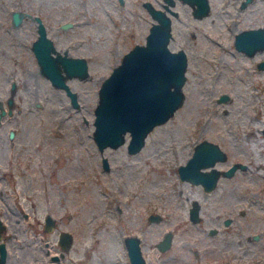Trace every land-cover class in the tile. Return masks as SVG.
I'll list each match as a JSON object with an SVG mask.
<instances>
[{"label": "rangeland", "instance_id": "374dc122", "mask_svg": "<svg viewBox=\"0 0 264 264\" xmlns=\"http://www.w3.org/2000/svg\"><path fill=\"white\" fill-rule=\"evenodd\" d=\"M143 1L0 0V47L29 42L35 32L31 15L41 13L52 29L63 19L72 20L65 29H50L52 35L58 46L83 39L84 47L76 50L83 49L90 57L86 82H71L81 91L78 108L67 104L66 96L35 72L34 60L23 58L17 66L15 75L23 93L17 94L20 110L12 121L18 130L15 139L32 145L37 133L42 136L46 129L58 126L56 135L48 136L43 146L54 148L43 174L36 157L29 166L8 175L7 183L0 179V186L9 185L0 194V202H24L29 214L23 259L40 253L43 240L54 239L53 232L42 227L50 204L56 226L70 227L75 233L61 259L64 264L70 260L128 264L124 243L128 234L140 237L147 264H212L245 249L250 258L259 256L256 264H264V68L257 66L264 49L250 54L234 45L238 30L264 24V0H249L242 7L240 0H209L210 11L202 17L192 14L188 2L176 0L179 14L172 16L174 38L169 47L182 45L187 52L182 104L148 132L139 150H127L128 133L118 146L100 149L93 138L97 90L122 54L144 41L153 17ZM151 1L162 6L164 0ZM14 9L23 15L16 27L10 21ZM12 62L11 56L0 60V74L2 69L11 73ZM31 90L38 91L37 96H29ZM222 93L227 97L220 99ZM203 137L218 142L227 153L214 163L218 168L225 169L233 161L245 164L229 175L221 173L210 190L201 182L181 178L178 171V164L186 161ZM103 156L108 168L102 165ZM32 188L37 192L29 194ZM194 203L199 205L196 220L189 214ZM155 211L162 217L149 220L148 213ZM226 216L232 221L225 225ZM214 226L223 230L210 232ZM168 229L171 244L160 249L156 242ZM255 232L258 238L248 237ZM87 249L89 257L84 253Z\"/></svg>", "mask_w": 264, "mask_h": 264}, {"label": "water", "instance_id": "95a60500", "mask_svg": "<svg viewBox=\"0 0 264 264\" xmlns=\"http://www.w3.org/2000/svg\"><path fill=\"white\" fill-rule=\"evenodd\" d=\"M186 1L190 3L196 16H203L210 10L209 0ZM247 1L243 0L242 5ZM169 3L174 4V0H164V7L155 5L151 0L143 1L153 17L144 41L136 42L129 47L99 84L94 106L93 138L100 149L107 145L118 146L126 140L128 133L127 150L129 152L139 150L144 145L148 132L156 124L168 119L184 100L182 85L186 78L188 57L184 48L169 47L172 18L166 8L177 13ZM21 17L22 12L14 9V21L18 23ZM65 24L68 25L70 22ZM39 25L40 33L34 40L33 47L41 70L55 85L65 87L73 104L78 105L76 91L69 87L65 78L73 75L86 76L89 73L86 59L77 56L66 57L63 61L65 72H62L60 65L53 62L50 48L54 46L52 39L46 35L41 19ZM234 45L237 49L250 54L264 49V24L238 30L234 35ZM257 66L264 68V58L257 62ZM226 97L227 93L219 96L220 99ZM226 156V151L218 142L203 137L195 143L186 161L178 164L179 175L193 182H201L205 189L210 190L216 185L221 173L229 175L237 166L245 165L239 161L231 163L225 169L214 165L218 159H225ZM102 165L104 168L109 167L106 156L102 157ZM189 214L193 220L198 218L197 203L189 208ZM148 218L159 219L160 214L152 212ZM228 220L227 218L226 221ZM171 240L172 230L168 229L156 243L160 249H165L170 246ZM61 243L64 248H68V237L61 238ZM125 243L130 264H146L140 237L136 234L127 235ZM4 255L5 248L2 247L1 261ZM234 264L252 263L245 261Z\"/></svg>", "mask_w": 264, "mask_h": 264}, {"label": "flooded vegetation", "instance_id": "af4514ba", "mask_svg": "<svg viewBox=\"0 0 264 264\" xmlns=\"http://www.w3.org/2000/svg\"><path fill=\"white\" fill-rule=\"evenodd\" d=\"M182 2H187L186 0H180ZM249 1V0H248ZM120 3H123L124 0H119ZM164 2V1H163ZM162 2V6L164 7ZM243 0H240L239 6H244L242 5ZM189 3V2H188ZM176 4V0H174V4H170L169 6L176 10L177 13H173L170 11V9L166 8L168 12L172 16H178V10L174 7ZM190 4V3H189ZM192 7V6H191ZM13 11H11V24L12 26H15L22 20V17L20 18V21L16 23L13 18ZM192 11V9H191ZM210 11V10H209ZM30 14V13H29ZM193 14V12H192ZM31 15V14H30ZM194 15V14H193ZM32 18L34 19V33L29 39V42L25 43L24 41H16L13 42V46L11 48L6 49L5 47L1 46L0 47V60L4 61L7 60L10 56L11 59H13V64H12V70L11 73L2 69L1 74H0V179L6 180V183L8 181L7 176L8 175H15L18 173V170L26 166L30 165V162L34 161L37 157L38 159V169L40 172L43 174L46 169L45 163L47 162V156L51 155V151L53 153V147H51L49 144H47V149L44 148L46 146V143L48 142L47 138L53 137L57 133L58 126H55L53 129H46L45 132L37 133V137L34 141V143L31 145L29 143H25L23 141H19V139H15V136L18 134V130L14 125H12V121L14 119V112H18L20 110L19 104H18V92L22 95V91L19 90V85H18V76L15 75L16 72L18 71L17 66H19L20 60L28 59L27 60H34L35 62V72L37 74L41 75L44 77L50 85L57 89L60 93L64 94L66 96V102L67 104L74 106V107H80L81 105V98H80V89L76 88L72 85L71 82L73 81H80V82H86V80L90 76V71L86 76H78V75H73V76H68L65 78V81L68 83L69 87L72 90L76 91L77 95V100H78V105H74L70 94L67 92L65 87L57 86L55 85L52 80L41 70L40 63L38 60V56L34 50L33 47V42L34 40L38 37L40 33V19L42 20V23L44 25V29L46 31V35H48L52 39V45L54 48H50V54L52 56L53 62L57 63L61 67V71H64L63 68V61L66 57H71V56H77L81 58H85L87 65H88V70L90 69V57L89 54L83 50H76L78 46L84 47V44L82 43L84 40L79 39H70L66 41L63 46H58V44L55 41V37L52 35L51 30H59V29H65L73 24L72 20L68 19H63L59 21V23L54 26L55 29H52L51 26L45 21L43 15L41 13H35L31 15ZM40 19H38V17ZM195 17H202V16H196ZM67 22H70V24H65ZM172 23H173V18H172ZM51 29V30H50ZM174 38V34L172 32V35L170 36V40ZM169 40V41H170ZM169 44V42H168ZM184 48V46L180 45L178 48ZM75 50V51H74ZM22 70V69H20ZM24 80V78H23ZM82 88L84 85L81 86ZM38 91L36 90H31L29 96H37ZM11 101V105H10ZM36 107L40 106V102L35 103ZM29 108L32 109L33 106H30L29 103ZM14 122V121H13ZM50 142V141H49ZM65 142L61 141L62 146ZM53 144V143H52ZM44 146V147H43ZM61 146V147H62ZM64 149V148H63ZM54 154V153H53ZM51 155L52 157L54 155ZM51 158V157H50ZM44 162V163H43ZM203 185V184H202ZM204 187V186H203ZM8 188L9 185L6 186H0V194H3L4 190ZM41 188L46 189L45 185H42ZM42 190V189H41ZM34 192H37L34 188H32L29 191V194H33ZM44 193L46 191H43ZM50 204H48V210L43 213L42 216V227L43 230L46 231H52L54 234V239H45L43 240V244L41 246H38L39 249H41L40 253L36 252V254L31 253V257L27 259L26 261L23 259V254H24V246H23V241L27 237L24 235L26 228H25V221L28 220L29 214L28 212L24 211V202H5L1 201L0 202V256H1V248H5V255L3 260L1 261L0 259V264H54L56 263H62L64 264L63 257L65 256L66 252L70 248L73 242V237L75 235L73 229L70 227H57V219L56 216L51 212L50 209ZM242 212V210H240ZM157 212V211H155ZM152 212H149V214ZM159 213V212H157ZM160 214V213H159ZM67 215H70L68 213ZM162 215L160 214V218ZM159 218V219H160ZM229 219L226 221V219ZM149 219V218H148ZM151 220V219H149ZM153 220H158V219H153ZM223 223L226 225L232 221L231 216H226L222 219ZM48 227H51L50 229ZM223 227H219V229H222ZM35 229V225H34ZM215 226L211 227L210 232H215L217 230ZM50 231V232H51ZM33 232V230H32ZM131 235V234H128ZM68 237L69 239V246L68 248H64L61 243V238ZM127 236V235H126ZM125 236V237H126ZM259 234L258 233H252L249 234L248 237H253V238H258ZM41 235L34 238L33 240L37 241L38 238L40 239ZM125 237H124V243H125ZM247 237V238H248ZM51 242V243H50ZM57 244V248L53 245V243ZM157 244V243H156ZM126 246V243H125ZM54 250V251H51ZM43 252V254L41 253ZM38 253V254H37ZM86 257H89L91 251L90 249H87L84 251ZM246 254V249L243 252L238 253L237 256H222L220 259H217L218 261L212 263V264H234V263H243L245 261L251 262L252 264H256V262L260 259L259 256H251V258ZM126 255H127V263L130 264V258L128 254V250L126 247ZM144 255V254H143ZM145 257V256H144ZM78 263V262H77ZM145 263L147 264L146 258H145ZM69 264V263H68ZM70 264H75L74 261L70 260Z\"/></svg>", "mask_w": 264, "mask_h": 264}, {"label": "bare ground", "instance_id": "6f19581e", "mask_svg": "<svg viewBox=\"0 0 264 264\" xmlns=\"http://www.w3.org/2000/svg\"><path fill=\"white\" fill-rule=\"evenodd\" d=\"M259 52V51H258ZM261 52V51H260ZM189 198V197H188ZM194 199V198H193ZM263 203V202H262ZM259 204V203H258ZM257 205V204H256ZM263 207V206H262ZM260 208H261V206H260ZM112 245V244H111ZM110 246V245H109ZM116 248V247H115ZM214 249V248H213ZM117 250V249H116ZM211 251V250H210ZM209 251V252H210ZM214 251H215V249H214ZM116 253V252H115ZM218 253V252H217Z\"/></svg>", "mask_w": 264, "mask_h": 264}]
</instances>
